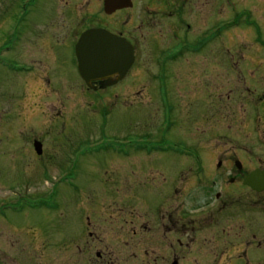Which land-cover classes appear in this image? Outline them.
Masks as SVG:
<instances>
[{
  "label": "flooded vegetation",
  "instance_id": "obj_1",
  "mask_svg": "<svg viewBox=\"0 0 264 264\" xmlns=\"http://www.w3.org/2000/svg\"><path fill=\"white\" fill-rule=\"evenodd\" d=\"M95 1L97 13L79 11L75 4L60 16L57 2L50 18L35 26L40 30L32 51L50 60L38 72L40 89L60 91L64 73L74 71L79 90L105 103L103 111L113 100L108 109L124 114L136 104L129 79L140 61H149L155 69L150 73L148 131L137 134L136 118H131L127 145L117 142L98 155L80 152L74 158L69 132L76 124L65 113L62 117L69 102L61 98L58 117L49 118L44 129L63 132L28 139L32 150L22 153H30L25 158L32 169L44 174L67 177L82 170L116 175L113 214L99 205L100 189L94 188L96 197L89 202L83 185L67 182L64 192L49 187L34 194L47 221L43 232L14 222L0 224V264H57L59 254L70 262L75 255L76 264H264V0H131L130 7L111 15L103 13V0ZM156 26L162 27L160 37L150 33ZM90 29L123 38L131 48L130 68L112 85L115 76L87 87L77 73L74 46ZM26 34L19 31L22 40ZM121 92L129 95L120 102ZM153 108L159 111L158 121ZM107 119L100 120L107 124ZM224 124L226 129L218 132ZM90 125L84 124L85 132ZM88 138L86 132L78 144ZM35 142L39 151L33 149ZM126 168L127 181L122 176ZM63 193H77L75 214L84 216L85 227L57 247L51 231L62 209L57 196ZM42 202L48 207L41 208ZM63 212L66 218L73 211ZM108 217V228H90V219Z\"/></svg>",
  "mask_w": 264,
  "mask_h": 264
},
{
  "label": "rangeland",
  "instance_id": "obj_2",
  "mask_svg": "<svg viewBox=\"0 0 264 264\" xmlns=\"http://www.w3.org/2000/svg\"><path fill=\"white\" fill-rule=\"evenodd\" d=\"M28 1L0 0V199H2L0 201V224L14 222V225L17 224L20 228L26 229L29 227L35 230L40 229L43 232L47 221L41 217L44 212L35 207L39 202L36 203L34 194L45 191L49 187H56L57 191L60 188L64 192L67 182L69 185L80 184L83 187H87L86 195L88 192L89 202L93 201L97 196L99 205L104 207L102 209L107 208V213L113 214L111 209L113 208V200L115 199V186L112 184V178L116 175L108 174L107 177L103 173L97 174L78 170L71 174L69 173L67 178L62 179V176L65 175L60 172L44 174L40 170L34 171L32 169L33 164L29 163L31 160L25 158L30 153H22V151L32 150V147H29L28 139L46 132H49V135L63 132L61 128H57L55 131H52L53 128L50 131L44 129L48 125L49 118L58 117L57 114L61 109L60 100L62 98L63 102H69L68 107H65L64 111H61L62 117L65 113L66 117L71 118L73 125L76 124V126L72 127V131L69 132L72 134L73 139V141L71 140L72 145L70 149H72L74 158L80 152H84L85 157L98 155L101 153L102 148H111L117 142L127 145V143L132 141L130 138L132 131L128 128L131 118H136L134 126L136 127L137 134L144 133L145 130L148 131L145 126L147 125V119H149V115L146 112L149 110L147 108L148 92L152 82L150 73L155 68L149 61L139 62L138 69H135L133 72L134 78L131 77L129 79L132 85L135 84L136 94L134 97L136 104L132 110L126 109L124 114L119 113V108L108 109L113 105V100H109L108 104L111 105L103 111L101 108H103L105 103L95 100V95L83 93L79 90L78 78L74 71L71 76H69V73H64L65 81L60 91L45 89L42 92L43 89H40V83L38 82L40 80L37 75L44 70V67H47L46 63L50 60L43 61V56L42 59H38V52L36 51V54L32 51L33 45L31 43H33L37 32L40 30V27L35 26H39L40 23L42 24L50 18L49 15L53 12L54 5L57 2L60 3L58 7L59 16L61 10L66 9V7L72 8L75 4L78 7L77 10L86 13H97L99 10L97 9L96 12L91 0H34V3L31 0V3L27 5ZM65 3H67L66 6ZM95 3L96 1L93 5ZM26 10H28V14H26V17L19 24L18 19ZM57 17L55 21H57ZM52 22L54 21L52 20ZM19 31L20 35L21 33H27L25 35L26 40H22L19 37ZM150 33L160 37L163 33L162 27L156 26ZM68 53L69 51H66L64 56L66 55L67 57ZM41 54L43 55L42 52ZM141 60H144V58ZM24 64L29 67L31 72L25 74L21 71L22 68H28L24 67ZM173 79L177 81V77ZM152 83L154 84V82ZM128 95L121 92L119 97L120 102L123 97H128ZM63 105L66 104L63 103ZM153 106L157 107V105ZM130 111L134 112L130 114ZM153 112H156L155 108H153ZM159 116V111H157L153 120L158 121ZM104 117L108 118L107 124H103V121L100 120ZM87 122H91L86 131L90 139L88 138V141L80 142L82 144L80 145L78 142L86 133L84 124ZM92 124H94L93 128L91 127ZM223 129H226L225 124L224 128L218 129V132H221ZM98 138L102 141L98 140ZM59 142L63 144V141ZM85 143L87 145H84ZM123 148L120 147V149ZM125 148L129 149L127 146ZM128 172L129 168H126L125 172L122 173L123 180L125 181L130 176ZM45 178L46 181H44ZM59 180L61 182L56 185V182H59ZM50 182L52 184L56 183L55 186H52ZM101 183L106 184L102 186ZM94 188L100 189L99 192L101 194L97 193L96 196H93L96 193ZM18 195L22 197V203L15 206L8 204L10 200H14ZM57 198L59 208H62L67 213H70L71 210L73 211L71 217L68 216L66 218V213L62 209L58 210L55 214L56 228L51 232L54 233L55 245L60 247L72 235L75 238L84 230L85 220L83 215L77 216L75 214L77 207L76 204V208L74 207V202L78 199L77 193L71 197H67L63 193V195L60 194ZM4 199H9V201H3ZM45 206V203L42 202L41 208H45ZM139 208L138 206V213L141 214ZM108 219H92L94 222H91L90 219V228L99 225L101 228L106 229L109 227L108 221L111 220L109 217ZM113 219H116V214ZM112 222L115 223L116 221L112 220ZM23 234L22 242L23 245H26L29 235L27 232ZM51 240L54 241L52 237ZM62 258V255H57V264H76L75 255L71 259L72 262Z\"/></svg>",
  "mask_w": 264,
  "mask_h": 264
},
{
  "label": "water",
  "instance_id": "obj_3",
  "mask_svg": "<svg viewBox=\"0 0 264 264\" xmlns=\"http://www.w3.org/2000/svg\"><path fill=\"white\" fill-rule=\"evenodd\" d=\"M131 0H103V11L110 15L116 10L130 7ZM77 72L87 87L93 82L106 78L117 81L124 78L132 64V51L129 44L105 30L90 29L82 33L74 46ZM35 151L40 144L35 142Z\"/></svg>",
  "mask_w": 264,
  "mask_h": 264
}]
</instances>
